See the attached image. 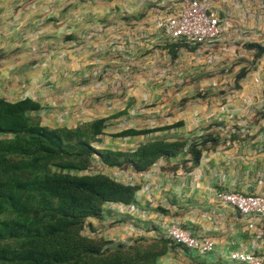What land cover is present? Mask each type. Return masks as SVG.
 <instances>
[{"label": "crops", "instance_id": "0c3cea01", "mask_svg": "<svg viewBox=\"0 0 264 264\" xmlns=\"http://www.w3.org/2000/svg\"><path fill=\"white\" fill-rule=\"evenodd\" d=\"M178 1L0 0V98L36 102L40 107L36 115L43 117L39 122L49 128H73L122 111L126 99L108 90L119 70L136 62L148 61L152 66L165 61V50L154 48L164 42L162 31L156 26L162 13L155 14L146 6ZM208 1L228 16L241 18L246 12L245 0ZM138 13L143 16L136 20ZM100 23L104 25L102 29H98ZM87 33L91 36L88 39L83 37ZM230 36H234L232 30L222 42ZM222 42L219 45L224 47L227 43ZM214 53L217 57L219 51ZM194 54L203 53L198 49ZM130 57L135 59L131 63ZM261 68L262 63L257 71ZM97 69L106 71L102 76L107 77L101 82L92 77ZM257 76L260 74L249 78L250 83H256L251 85L253 89L258 85L261 89L264 84L263 78ZM233 96L226 97L222 104L232 119L221 114L219 102L206 101L188 111L185 120L161 125L182 121L179 128L126 138L139 145L153 139L151 135L174 140L211 134L216 138L215 145H206L198 164L189 172L183 171V166L189 164L186 152L159 159L141 173L108 168L93 160L92 166L101 173L124 184L130 179L138 187L133 204L139 212L122 214L114 209L115 204H104L100 219L85 220L88 231L93 233L90 237L124 245L137 239L151 241L162 237L165 224L175 221L194 235L210 238L217 254L198 256L169 244L154 264H237L228 261L226 254L250 245L256 246V254L264 256V244L256 238L255 231L264 234V222L244 219L215 199L219 190L264 196V136L260 128L264 123L258 127L259 122L248 121L243 102L251 103L252 97L257 101L253 103L256 108L264 105L246 87ZM217 116L223 120L222 125L214 123ZM230 132L237 134L228 139ZM250 222L255 224L253 228L247 227Z\"/></svg>", "mask_w": 264, "mask_h": 264}, {"label": "trees", "instance_id": "16d2710c", "mask_svg": "<svg viewBox=\"0 0 264 264\" xmlns=\"http://www.w3.org/2000/svg\"><path fill=\"white\" fill-rule=\"evenodd\" d=\"M180 45H168L170 57H175L174 49ZM244 48L253 52L254 61L264 55V45L248 43ZM244 74L239 69L234 81ZM39 110L28 98L15 102L0 98V264H154L170 241L160 237L124 245L82 234L85 220L100 219L104 204L134 203L138 189L101 172L90 173L92 160L108 168L141 173L159 159L186 152L189 164L183 171L189 172L206 145H215L216 138L211 134L194 139L153 138L133 149L95 148L107 122L124 110L73 128L41 125L31 116ZM182 125L177 121L152 128H125L108 136H145Z\"/></svg>", "mask_w": 264, "mask_h": 264}, {"label": "rangeland", "instance_id": "374dc122", "mask_svg": "<svg viewBox=\"0 0 264 264\" xmlns=\"http://www.w3.org/2000/svg\"><path fill=\"white\" fill-rule=\"evenodd\" d=\"M244 3L246 12L241 15V18L228 17L233 28L240 27L243 32L236 36L237 39L234 43L230 39L232 36L222 42L223 44L227 43L223 47L224 50H221L211 63L205 61L203 54L196 55L194 51L187 50L182 45L174 49L175 57H170L168 51L170 43L165 38L162 29L157 27L162 31L163 38L161 39L164 42H161L162 45L155 44L154 48L165 50V61L152 66L148 61L145 64L136 62L133 66L127 65L123 70H119L118 77L109 84L108 90L116 97L126 99L123 108L125 113L107 122L105 134L99 137L98 143L93 144L94 147L132 149L138 144L136 140L114 139L108 135L125 128H151L175 120H185L188 111L201 106L206 101L219 102L220 105L217 108H222L225 98L234 97V94L242 92L243 87H246L248 93H256L261 98L260 86H255L253 89L251 85H256V83H250L249 78L254 74H260L257 77H262L264 80V75L261 74L262 71L264 73V59L259 58L260 60L254 61L252 59L253 52L245 49L244 46L248 43L264 45V0H245ZM177 5L178 2L174 4V6ZM168 6L170 4L149 3L146 10L155 14L161 12V15H164L169 11L166 10ZM142 16L143 13H138L134 18L139 20ZM103 27L104 25L100 23L98 29ZM83 37L88 39L91 36L87 33ZM67 39L68 37H65L64 40ZM67 43L73 42L67 41ZM159 56L162 57L161 54ZM132 60L130 57V63ZM260 61L262 68L261 71H257L261 66ZM241 68L245 70L244 77L239 81H234V76ZM93 71H97L92 76L95 82H101V78L107 77L102 76L106 72L103 69ZM254 102L257 101L252 97L251 103L243 102V110L246 109L245 115H247L248 121L253 124L259 122V127L261 123H264V107L256 108ZM31 116L39 121L43 118L36 113ZM215 124L222 125L221 123ZM260 128L263 129L262 135L264 136V126ZM235 134L237 133H228V139ZM165 136L167 135L161 134V137ZM151 137L155 138L154 135ZM159 137L160 135L157 136V138ZM188 139H192V136ZM89 172H100V169L92 166ZM221 254L224 256L225 252ZM210 256L214 257V254H210Z\"/></svg>", "mask_w": 264, "mask_h": 264}, {"label": "built area", "instance_id": "2783aa9c", "mask_svg": "<svg viewBox=\"0 0 264 264\" xmlns=\"http://www.w3.org/2000/svg\"><path fill=\"white\" fill-rule=\"evenodd\" d=\"M168 4L170 6L166 10L169 11L160 16L156 26L162 29L168 43H180L182 46L184 45V48L193 47L192 51H198L199 49L204 54L207 63H211L215 59L214 52L224 50L219 43L224 40L229 30L234 33V37L231 39L232 43L236 42V36L243 32L240 27L233 28L228 20L229 16L213 8L208 0H179L177 6H174L176 3ZM260 100L264 105V84L261 88ZM221 114H225L227 119H232V114L225 109L221 108ZM214 122L223 123V120L217 116L214 118ZM127 181V184L133 185L130 179ZM257 184H261L260 178L257 180ZM215 199L219 204L232 208L237 215L244 219L264 222V196L262 195L236 190H219L215 192ZM115 205L114 209L122 214L139 212V209L133 203ZM253 224L250 222L247 227L253 228ZM82 231L86 232L88 237L93 234L88 231L85 223ZM255 231L257 232L256 238L262 241L261 244H264V234L257 229ZM162 237L198 256L217 254L215 244L210 238L194 235L190 230L175 221L163 226ZM226 257L228 261L237 264H264V256L256 254L255 245L231 250L226 254Z\"/></svg>", "mask_w": 264, "mask_h": 264}]
</instances>
